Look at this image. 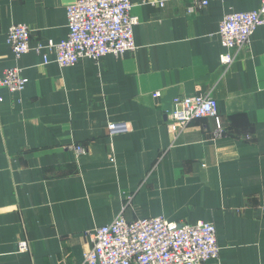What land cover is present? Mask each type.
Here are the masks:
<instances>
[{"label":"crops","instance_id":"1","mask_svg":"<svg viewBox=\"0 0 264 264\" xmlns=\"http://www.w3.org/2000/svg\"><path fill=\"white\" fill-rule=\"evenodd\" d=\"M73 1L0 0V76L17 67L27 79L0 88V264H83L89 233L119 215L212 223L219 256L206 264H264V26L227 70L218 34L226 13L261 0L193 14L190 0H131L132 51L64 67L45 50L47 64L33 49L15 57L10 25H29L31 47L58 42ZM207 92L221 131L212 117L167 126L174 97ZM110 121L131 130L109 137Z\"/></svg>","mask_w":264,"mask_h":264},{"label":"built area","instance_id":"2","mask_svg":"<svg viewBox=\"0 0 264 264\" xmlns=\"http://www.w3.org/2000/svg\"><path fill=\"white\" fill-rule=\"evenodd\" d=\"M212 0H190L186 13L193 14ZM163 5L162 1H159ZM131 0H75L66 6L67 34L58 42L38 41L30 46L31 29L25 23H13L7 31V43L15 57L33 49L53 53V60L60 66L74 65L81 58L97 60L106 55H122L136 48L133 27L138 19L131 13ZM264 26V0L250 11H231L219 23L218 34L224 51L220 62L227 70L237 54L244 49L258 26ZM43 64L51 61L42 54ZM27 79L17 67L3 70L0 88L12 92L24 89ZM160 96V92H155ZM1 100V98H0ZM202 117H212L216 129L221 131V118L216 99L204 95H178L167 112V126L179 132L189 122ZM131 130L127 121H110L106 134L109 137ZM77 154H84L80 144H74ZM92 246L83 253V264H206L217 259L219 246L212 223L198 221L194 224L170 221L162 216H151L127 221L122 215L112 222L97 227L89 233ZM26 241L19 243V250L26 251Z\"/></svg>","mask_w":264,"mask_h":264},{"label":"bare ground","instance_id":"3","mask_svg":"<svg viewBox=\"0 0 264 264\" xmlns=\"http://www.w3.org/2000/svg\"><path fill=\"white\" fill-rule=\"evenodd\" d=\"M136 46V45H135ZM158 92V91H157Z\"/></svg>","mask_w":264,"mask_h":264}]
</instances>
